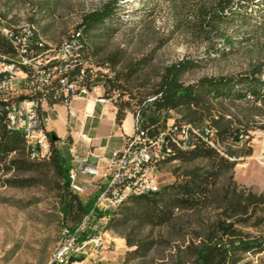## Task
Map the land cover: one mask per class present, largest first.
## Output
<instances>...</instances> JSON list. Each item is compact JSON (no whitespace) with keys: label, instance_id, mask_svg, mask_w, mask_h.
I'll use <instances>...</instances> for the list:
<instances>
[{"label":"rangeland","instance_id":"1","mask_svg":"<svg viewBox=\"0 0 264 264\" xmlns=\"http://www.w3.org/2000/svg\"><path fill=\"white\" fill-rule=\"evenodd\" d=\"M111 1L0 0V18L28 24L45 45L56 46L85 14ZM201 3L119 0L114 15L85 37L81 54L92 76L89 89L99 87L125 112H138L143 124L154 118L167 134L189 132L154 173L160 189L181 192L169 219L157 225L118 218L113 211L120 205L98 203L78 238L84 245L62 264H264V89L255 94L248 88L251 75L264 81V0L243 3L233 24L222 19L220 30L230 43L199 27ZM178 61L191 62L180 76L179 93L204 78L232 82L231 90L156 112L154 92L165 68ZM67 142L55 141L51 151L71 156L72 140ZM8 175L0 173V181ZM37 175L41 181L32 187L0 182V264H58V246L85 217L82 205L97 202L106 186L96 177L83 183L81 193L70 189L75 202L64 213L57 174ZM94 236L97 242L90 241Z\"/></svg>","mask_w":264,"mask_h":264},{"label":"built area","instance_id":"2","mask_svg":"<svg viewBox=\"0 0 264 264\" xmlns=\"http://www.w3.org/2000/svg\"><path fill=\"white\" fill-rule=\"evenodd\" d=\"M83 65L76 38H72V45L65 51H48L41 44L29 43L21 30L0 33V117L4 126L15 125L24 131L25 138L30 139L29 159L45 160L51 155L50 134L42 118L44 108L51 109L55 104L50 100L69 106L73 100L87 96V80L92 76ZM13 81L23 82V90L13 89ZM31 92H38V99H31ZM3 97H12V104H3ZM69 111L74 114L71 109ZM152 127H144L137 112L132 133L109 160L93 153L85 135L81 131L77 133L79 140L86 145V157H76L73 146H70L76 165L68 170L69 187H73L75 193L83 192L85 186L79 181V174L92 178L98 176L100 161L105 160L112 167V173L93 208L58 246V253L53 258L56 263L66 262L71 252L84 245L78 243V238L90 224L98 203L110 205L123 201L127 189H147L151 193V186H159L154 177L157 169L154 157L166 159L174 146H180L178 137L187 136L189 131L182 128L175 135L167 134L168 130L152 131ZM89 156H95L96 162H90ZM98 239L99 236H94L90 241L97 242Z\"/></svg>","mask_w":264,"mask_h":264},{"label":"trees","instance_id":"3","mask_svg":"<svg viewBox=\"0 0 264 264\" xmlns=\"http://www.w3.org/2000/svg\"><path fill=\"white\" fill-rule=\"evenodd\" d=\"M118 1L119 0H112L101 10L91 11L85 14L80 22L76 24L75 29L71 33L72 35L70 34L67 38H76L78 41H82L81 43L84 48V41L88 32L100 29V27L114 15ZM246 1L247 0H202V3L196 10V16L200 23L199 27L203 31L223 38V42L230 43L231 40L229 38H224L225 35L220 30L222 19H230V24H233L237 16L241 17L239 9ZM238 22L240 25L244 23V21L241 20H238ZM190 65L191 62L178 61L165 68L160 86L154 92L156 97L151 101V106L156 112L168 111L181 106L190 107L192 103H197L199 100L207 97L213 90H217L218 94L224 93V90H231L232 82L226 83L222 80L204 78L190 85L182 93H179L180 76L186 69L190 68ZM261 71L262 67L258 65L256 67V72L261 73ZM248 88L249 91L257 94L260 89H264V81H259L251 75L249 76ZM225 94H228L229 97L233 95L242 97L239 93L233 94L231 92H225ZM50 102L59 103V101L52 100H50ZM114 105L117 107L116 123L120 124L125 115V108L117 104ZM156 121V119L151 118L149 123L143 124V126H153L152 131H155L157 130ZM224 129L228 130L229 126H224ZM49 134L51 144H53L55 141L52 140L51 136L55 133L49 131ZM68 138L70 137L68 136ZM28 154L27 144L22 133L7 130L4 126L3 118L0 117V173L2 175L11 173L1 179L0 182L2 185L15 188L32 187L39 184L41 181L39 178L40 176L37 175L39 171L52 170L57 174L60 181L59 187L62 192L61 210L67 213L75 202V196L71 194L70 189L72 190V188L69 187L68 170L70 165L66 158L57 150L51 151L50 157L45 160L29 159ZM180 193L181 192L177 189L175 190L172 187H167L147 194H131L129 198H126L119 204L120 206L113 211V215H117L116 217L118 218H136L140 221L161 225L173 214ZM94 203L95 201L92 200L82 205L83 215L89 213ZM97 213L99 216L103 215L100 211ZM71 231H73V229ZM244 248L248 247L245 246ZM131 253L135 254L136 251H132Z\"/></svg>","mask_w":264,"mask_h":264},{"label":"crops","instance_id":"4","mask_svg":"<svg viewBox=\"0 0 264 264\" xmlns=\"http://www.w3.org/2000/svg\"><path fill=\"white\" fill-rule=\"evenodd\" d=\"M44 109L42 118L46 122V129L54 132L58 137L57 141L62 144L68 143L67 139L72 140L70 146H73V154L80 158L86 157V145L79 140L77 136L79 131L87 138L92 152L103 155L107 160L112 157L114 151L123 147L125 138L133 131V114L126 111L121 123L117 124V107L102 97L99 87L90 88L84 99L73 100L69 106L55 103L51 109L46 107ZM69 109L73 111V115ZM70 155L64 157L66 160L70 158V165L75 166L71 152ZM88 160L96 162L95 156H89ZM99 167L100 174L96 177L101 185H105L112 173V167L105 160L99 162ZM78 177L82 183H90L96 178L89 177L87 180L84 177L80 178V174Z\"/></svg>","mask_w":264,"mask_h":264},{"label":"bare ground","instance_id":"5","mask_svg":"<svg viewBox=\"0 0 264 264\" xmlns=\"http://www.w3.org/2000/svg\"><path fill=\"white\" fill-rule=\"evenodd\" d=\"M10 30H21V31L25 32V34H26V36H27V38L29 40V43L41 44V46H44L45 49H47L48 51H65V49L68 46L72 45V38H70V39L67 38L59 45H56V46H51V45L49 46L48 45L47 46V45H45L43 43V40L36 34L35 31L32 30V28L28 24L11 25V24H8L4 19L0 18V33L10 32ZM77 42H78V47H79V53H81L82 48H83V46H82L83 44L81 43L82 41H78L77 40ZM13 89H15V90H23V82H21V81H13ZM31 99H38V92H31ZM3 104H12V97H3ZM6 129L9 130V131L21 132L23 137H24V139H25V141H26L27 150L29 152L30 139L29 138H25L24 131H22L21 129L16 128L15 125H7ZM32 160H35V159H32ZM161 160H163L162 157H154V165L158 166V164H159V162ZM71 188L74 191V188L73 187H71ZM159 189H160L159 186H151V192H156ZM147 193H150L147 189H127L126 192L123 193V201L131 194L139 195V194H147ZM123 201H115V203H110V205L111 206H116V205L121 204ZM57 253H58V251H57Z\"/></svg>","mask_w":264,"mask_h":264},{"label":"water","instance_id":"6","mask_svg":"<svg viewBox=\"0 0 264 264\" xmlns=\"http://www.w3.org/2000/svg\"><path fill=\"white\" fill-rule=\"evenodd\" d=\"M44 125H46V122L44 121ZM52 140L53 141H57L58 140V137L55 135V134H52Z\"/></svg>","mask_w":264,"mask_h":264}]
</instances>
